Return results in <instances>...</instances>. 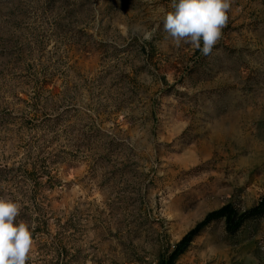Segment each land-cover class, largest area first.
Masks as SVG:
<instances>
[{
  "label": "rangeland",
  "instance_id": "374dc122",
  "mask_svg": "<svg viewBox=\"0 0 264 264\" xmlns=\"http://www.w3.org/2000/svg\"><path fill=\"white\" fill-rule=\"evenodd\" d=\"M171 0H0V195L28 264H264V0H232L210 56Z\"/></svg>",
  "mask_w": 264,
  "mask_h": 264
},
{
  "label": "clouds",
  "instance_id": "9594fccd",
  "mask_svg": "<svg viewBox=\"0 0 264 264\" xmlns=\"http://www.w3.org/2000/svg\"><path fill=\"white\" fill-rule=\"evenodd\" d=\"M232 0H171V10L163 15L166 39L210 56L228 22ZM19 197L0 195V264H28L34 248V222L18 219Z\"/></svg>",
  "mask_w": 264,
  "mask_h": 264
},
{
  "label": "trees",
  "instance_id": "16d2710c",
  "mask_svg": "<svg viewBox=\"0 0 264 264\" xmlns=\"http://www.w3.org/2000/svg\"><path fill=\"white\" fill-rule=\"evenodd\" d=\"M262 213H264V201L257 208L246 212L240 216L232 206H226L218 211L210 213L202 223H200L183 239L179 246L181 247L184 244H188L191 239L194 236L198 235L213 219H218L221 216H225L227 219L228 228L234 231L240 228L248 219Z\"/></svg>",
  "mask_w": 264,
  "mask_h": 264
}]
</instances>
